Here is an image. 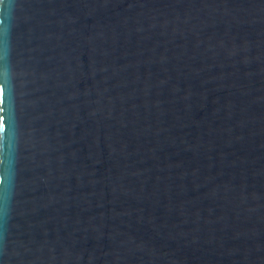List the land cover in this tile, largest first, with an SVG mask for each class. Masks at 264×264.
<instances>
[{"label":"water","instance_id":"obj_1","mask_svg":"<svg viewBox=\"0 0 264 264\" xmlns=\"http://www.w3.org/2000/svg\"><path fill=\"white\" fill-rule=\"evenodd\" d=\"M0 264H264V0H0Z\"/></svg>","mask_w":264,"mask_h":264}]
</instances>
